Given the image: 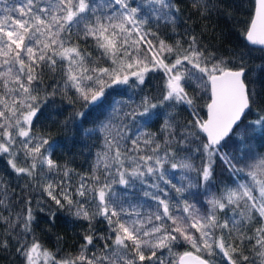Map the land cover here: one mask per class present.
I'll list each match as a JSON object with an SVG mask.
<instances>
[{
    "label": "snow or ice",
    "instance_id": "snow-or-ice-1",
    "mask_svg": "<svg viewBox=\"0 0 264 264\" xmlns=\"http://www.w3.org/2000/svg\"><path fill=\"white\" fill-rule=\"evenodd\" d=\"M222 4L190 6L206 21L232 15ZM181 15L174 0H0V159L21 189L0 179V252L14 249L19 264H264V155L246 148L264 132V91L250 87L242 56L179 33ZM239 23L264 51V0ZM121 88L139 102H117L86 132L103 139L89 171L59 163L47 109L59 97L72 107L65 125L80 128ZM161 119L158 132L141 127ZM218 170L229 183L208 195ZM137 185L152 204L130 198ZM61 211L82 222L72 252L36 236L38 212L54 223Z\"/></svg>",
    "mask_w": 264,
    "mask_h": 264
},
{
    "label": "trees",
    "instance_id": "trees-1",
    "mask_svg": "<svg viewBox=\"0 0 264 264\" xmlns=\"http://www.w3.org/2000/svg\"><path fill=\"white\" fill-rule=\"evenodd\" d=\"M10 2H14V0H10ZM174 2H178L182 12L176 25L179 33L183 34L186 28L189 30L194 29L197 33L203 32L201 39L211 48L218 49L220 53L226 56H234L237 61L242 56L244 65L247 67L250 80L252 81L250 87L257 91H264V71H262L264 69V51L248 45L243 36L240 35L243 25L239 22L247 20L248 13L253 8L254 0H223L221 7L228 6L232 15H219L213 11L212 16L206 21H201L199 17L194 15V10L190 6L191 0H174ZM211 2L215 3L216 0H211ZM141 3L142 0H136L137 5ZM144 12L145 15L149 12L146 6ZM185 21L187 23H184ZM162 31L168 35L173 34L171 27L166 30L162 29ZM157 87L158 81L153 79L146 91L154 92ZM137 92V89L127 88L114 90L104 108L91 112L87 119L83 121V127L80 128H78V125L81 124L80 120L69 122L65 125L64 122L72 115V107L63 103L58 97L56 103L47 109L44 117H41V124L52 131L53 140L59 144V147H55L54 145V158L61 164L65 162L69 163L70 167L76 169L78 172L89 171L95 159V154L102 147L103 139L98 131L93 136L87 135L86 132L98 128V118L99 120H103L111 111V106L117 102L125 104L131 103V101L139 102L140 96L137 95ZM101 112H103V115H101ZM186 115L187 113H185ZM255 115L256 111L254 109L249 115V120L254 119ZM149 123L152 124L151 127H145L144 125H141V127L146 131L158 132L163 119L154 124L151 121ZM251 135L252 139H250L246 148L251 150V155L254 157L264 155V132L257 129ZM197 163L199 162L197 161ZM217 174L218 181L221 183L214 184L213 187L209 188L207 190L208 195L215 193L217 188L223 186V184L229 183V175L227 173L221 175L218 170ZM168 176L174 183H181L182 174L179 171H169ZM0 179H7L8 183L17 192H20L21 189L17 178L11 174L6 161L3 159H0ZM232 179L239 178L232 177ZM246 181L247 178L245 177L244 182ZM118 190L120 192L124 191L123 189ZM131 192L139 194L138 196L130 197L134 201L139 200L146 205L152 204V201L143 198L142 186L137 185ZM199 198L202 202L207 199L203 189L200 190ZM45 207L47 206L45 205ZM47 216V212H38L36 236L39 240L46 247L54 251L57 245L65 252L75 251L80 243V236L83 232V228L81 227L82 222L74 221L71 216L63 211L57 212V219L54 223H51ZM105 227L106 225L102 224L96 225L97 230L101 233L105 231ZM57 235L62 237V239L58 241ZM179 250L183 251L184 248H180ZM0 264H19V259L14 249H10L8 252H0Z\"/></svg>",
    "mask_w": 264,
    "mask_h": 264
},
{
    "label": "water",
    "instance_id": "water-1",
    "mask_svg": "<svg viewBox=\"0 0 264 264\" xmlns=\"http://www.w3.org/2000/svg\"><path fill=\"white\" fill-rule=\"evenodd\" d=\"M251 46V45H250ZM252 47H254V48H259V46H252ZM260 49V48H259Z\"/></svg>",
    "mask_w": 264,
    "mask_h": 264
}]
</instances>
